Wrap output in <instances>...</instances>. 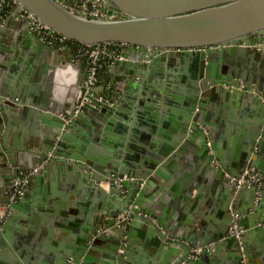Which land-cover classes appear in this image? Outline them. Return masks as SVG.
I'll return each mask as SVG.
<instances>
[{
    "label": "water",
    "instance_id": "obj_1",
    "mask_svg": "<svg viewBox=\"0 0 264 264\" xmlns=\"http://www.w3.org/2000/svg\"><path fill=\"white\" fill-rule=\"evenodd\" d=\"M18 1L14 13L22 23L31 26L21 14L27 8L39 21L66 37L64 43L47 44L33 32L28 34L38 43L33 46L37 61L43 65L41 69L47 73L44 76L48 78L55 69L63 70L61 64L70 67L73 62L80 63L82 76L78 92L74 85L76 91L70 98L62 95L56 96L57 101H38L28 89L22 92L25 79H16L12 67L16 60L24 61L26 47L34 41L23 40L25 45L19 55L14 52L18 51L15 45L21 42L20 35L16 36L18 39L13 35L12 41L4 39L8 46L0 45V135L9 133L1 124L3 119H15L18 110L19 114L26 111L32 117H42L46 124L53 119L55 124L43 134L42 144L34 143L37 145L31 151L36 156L32 162L26 161L28 145L23 149L0 147V191L5 195L0 218L16 219L17 205L26 196L13 194L9 187L15 166L27 169L41 166L35 175L72 156L86 165L80 185L92 179L96 183L88 195L84 191L78 193L81 208L74 218L75 245L70 241L72 244L61 245V253L52 250L54 264H130L139 244L136 237L153 255L150 260L133 264H214L210 253L217 255L221 246H226L228 260L222 258L217 264H257L256 247L264 240V186L239 183L234 177L239 178L245 168L264 171V0H87L88 4H97L107 11L108 16L103 18L88 17L69 8L81 0ZM107 41L123 43L125 48L122 52L110 49L107 56L99 53L101 62L109 65V72L124 75V82L112 80L109 84L115 90L117 103L82 102L88 94L85 79L89 53L84 50ZM66 44L69 46L63 48ZM217 54L223 63L214 61ZM173 80L180 82L173 87L174 91L169 87ZM171 94L180 99V107L172 117L174 133L167 145L146 151L136 147L139 155L134 159L129 153L114 152L96 163L88 151L86 154L72 147L69 152L63 150L70 146L69 131L80 127L97 130L101 125L107 129L108 114L112 111L121 114L126 128L129 119L141 116L143 110L148 112L146 121L153 122L160 116L156 103ZM138 96L141 98L136 103L132 99ZM15 98L19 103L14 102ZM142 99L148 101L144 103L148 108L140 107ZM233 101L239 109L250 112L253 119L247 123V129H238L234 149H230L220 142L223 139L226 144L229 135L221 132V123L216 126L213 112L206 105L221 107L229 114L228 105ZM45 107L49 110L42 111ZM61 113L65 118L59 116ZM161 124L168 126L164 120ZM182 140L193 146L194 163L199 166L198 172L194 170L195 176L200 175L199 180L213 190L217 215L214 227L206 228L201 223L192 229L189 217L171 222L149 198L145 199L150 187L162 186L164 167L183 150L181 147L175 151L174 146ZM88 165H94L102 174L90 173ZM112 173L126 178L120 181L121 186L103 188L102 183ZM4 222H0V264H22L17 252L23 256L26 249L34 247L40 252H34V256H40L39 261L44 257L45 250L28 245L26 238L4 243ZM179 223L184 228L178 230ZM206 245L209 247L205 248ZM93 253L98 254L96 259ZM259 256L264 259L263 254Z\"/></svg>",
    "mask_w": 264,
    "mask_h": 264
},
{
    "label": "crops",
    "instance_id": "obj_2",
    "mask_svg": "<svg viewBox=\"0 0 264 264\" xmlns=\"http://www.w3.org/2000/svg\"><path fill=\"white\" fill-rule=\"evenodd\" d=\"M14 12L15 9L8 12L1 22L0 29L2 28L3 32L0 33V45L8 46L9 43L8 41L5 42V40H11L13 35L14 38L20 35L18 38H22L21 42L15 45L18 51L14 52L15 55H19L20 52L23 51L22 46L25 45L23 40L30 39L34 41L33 44L29 43V46L26 47L27 50L24 61H20L19 63L16 60V62L12 64L16 73L15 78L24 77L25 79V83H22L21 87L22 92L28 89L38 101L41 99L45 102L54 99V101H57L56 96L60 97L62 95L70 98L74 91H76L73 86L77 85L76 93L81 86L79 84V80L82 76L80 63L73 62L70 64V67H67L66 64H61L63 70L55 69L53 74L46 78V71L41 69L43 68L42 63L37 61L35 57L36 50L33 45L38 43L34 36H28L30 32H33L37 36L38 34L31 26L22 23L20 16H17ZM18 38L16 37L15 39ZM38 39L41 40L39 36ZM68 46L69 45L66 44L63 48H67ZM110 48L118 52L125 50L124 47L122 48L120 45L115 46L113 44ZM74 51L75 49L70 51V53ZM134 54L137 53L135 52ZM105 56L107 55L105 54ZM214 61L223 63L218 54ZM153 74L157 75L158 73L156 74V72H154ZM112 80L123 81L124 75L116 76L112 74L109 72V65H107V63H102L98 79L93 85L92 90L95 94L107 95L113 102L111 105L117 103L114 98L115 90H112L109 86ZM179 83V81L173 80L169 87L174 91L173 87L177 86ZM108 87H110V89H108ZM24 92H26V90ZM173 95L174 94L169 95L168 98H161L158 103H156L159 107L157 111L160 116L156 119H152L153 122L148 123V121H146L147 118L145 115L148 112L143 110L144 113L141 116L135 117L133 115L129 119V127L126 128V122L123 117H120L121 114L112 111L111 114H108L110 116L107 129L103 128L101 125L97 130L80 127L69 131L70 137L68 140L70 146L63 147V150L69 152L72 147L80 151L82 149V152H86V154H89L87 153L88 151L95 157L94 160L96 163L99 161V158H106L114 152L121 155L129 153L134 159V157L139 155L136 147H140L146 151V149H153L152 147L167 145L169 141H172L171 139L174 133L172 117L173 115H177L174 114L177 113L175 109H179L180 107V99ZM140 98L141 96H138L136 99L132 100L138 103ZM141 101L143 103L140 105L141 108L146 109L149 107L144 104L148 103L146 99H142ZM14 102L19 103L16 98ZM41 102L39 104H41ZM163 105L166 107L163 108ZM228 106L229 114L226 111L224 112L221 107H219V109L214 107L211 108L210 105L207 104L206 108L213 112L216 126L218 123L222 124L223 129H221V132L223 131L222 133L229 135L226 144H224L223 139H220V142L224 147L228 146V148L234 149L233 143L237 138L236 132L238 129H247V123L250 119H253V115L251 116L250 112L245 109H239L234 101L229 103ZM154 109L155 108H152V110ZM48 110L49 109L45 107L42 111ZM207 113L208 112H206V114ZM62 115L63 113L59 116L63 117ZM162 116L164 119L161 118ZM162 120H164L168 126L162 127ZM240 120L242 122H240ZM1 124L6 128V132L9 133L4 137L0 135V147L4 148L5 146L12 149H14V147L15 149H23L28 145V149L30 150L27 153V162H32L34 160L33 156L34 158L36 156L32 153L33 151H31L37 145H34V143L39 142V144H42L40 142L44 141L43 134L47 132L48 128L51 129L50 125L55 126L53 119L52 122L47 121L46 124L45 119L42 117H32L26 111L19 114V110L15 119L11 117L3 119ZM141 136L145 139L142 140ZM124 137L125 139H123ZM121 142H123L124 145H121ZM185 143L182 140L174 144L176 148L175 151L181 147L183 150L170 161L169 165L164 167L166 175L161 177L163 180V183H161L162 186L160 187L159 184H157L155 187H150L145 199L149 198V202L155 205L160 212H163L165 218L171 222H173L172 219L182 222V219L189 217V219L193 221L192 229L195 227L197 228L201 223H203L206 228L208 226L214 227V221L217 215L212 200L213 190L208 184L205 185L204 182L199 180L200 175L195 176L194 170L198 172L199 166L197 163H194V149L192 145ZM119 148H122V150H119ZM262 157H264V154ZM17 158L19 159L20 157ZM64 161L66 162L59 160L54 164H50L44 169V173L33 174L31 176L26 191L23 192L26 196L19 201L17 209L15 210L17 218L12 221H10V218H7L4 222V226L6 227V229H3L5 237L2 241L4 243L7 242L10 244V239L13 241H24L23 238H26L28 245H38L42 247L43 252L45 250V255L40 261L38 260L40 256H34V252H36V254L40 253L35 247L33 250L26 249L23 256H20L19 252H17V256L22 264H54L52 250L58 249L57 251L60 252L59 248L66 242H73L75 245L74 222L77 221H75L74 218L79 216L78 210L81 208L78 193L80 191L86 192L87 195L91 193L96 179L91 178L92 180L89 179V182L86 180L81 186L80 181L84 178L83 171H85L83 168V165H85L83 160L69 156L65 157ZM215 163L219 166L217 160ZM88 166L87 171L90 169V173L99 172L102 174L101 170H96L94 165ZM102 185L103 188H108L104 182ZM4 198L5 195L3 191H0V205ZM176 228L180 230V228L182 229L184 227L179 223ZM206 232L208 231L206 230ZM198 237L200 238L201 236L199 235ZM136 238L139 244L135 243L136 253L131 257V262L133 261V263H136V261H141L142 259L150 260L153 251L150 248H143V245H140V237ZM184 242L188 243L187 240H184ZM14 243L16 244V242ZM208 247L209 245L205 246V248ZM201 248L204 247L202 246ZM256 248L259 251V255L263 254L264 256V240L258 243ZM217 253V255L210 253L211 261L214 264H217L222 258L228 260L226 246L219 247ZM92 255L94 259L98 257L96 253ZM259 255L254 257L255 261H257V264H264L263 257ZM205 264L211 263L206 262ZM220 264H222V262H220Z\"/></svg>",
    "mask_w": 264,
    "mask_h": 264
},
{
    "label": "built area",
    "instance_id": "obj_3",
    "mask_svg": "<svg viewBox=\"0 0 264 264\" xmlns=\"http://www.w3.org/2000/svg\"><path fill=\"white\" fill-rule=\"evenodd\" d=\"M62 1V0H61ZM76 2L77 0H67ZM10 8L11 10L16 9L19 7L18 0H0V22L3 21L5 16L11 10H4L5 8ZM23 8V7H22ZM69 8L77 13L82 15L92 17V18H103L107 17L108 13L105 9L99 7L97 4H88L87 0H81L77 5L69 6ZM22 16L26 18L31 27L36 31L39 38L49 44H61L65 42L66 37L61 34L60 32L56 31L54 28L49 26L48 24L41 22L38 20L37 16L27 8H23ZM115 46H123V43L114 42V41H107L97 43L95 45H89L85 48L84 51L89 53V60H88V67L86 71V79L85 84L88 88V94L84 96L82 102H89L93 105H97V103L105 102L112 104L113 102L110 100L109 97L103 94H95L93 92L92 87L98 79L99 72L102 68V63L99 57V53L103 52L106 55H109V50L111 49V45ZM65 117V115H62ZM41 166H36L35 168H24L21 166L14 167V177L9 183V187L13 190V194L15 193H23L27 188L31 176L34 174L38 168ZM125 177H117L115 174H112L107 181L104 183L107 187H111L114 184H119L121 186L120 181L123 180ZM239 183L244 182H255L259 186H264V171H257L251 168H245L239 178L234 177ZM125 192V189H123ZM10 212V211H9ZM8 215V212L7 214ZM5 219L0 218V222H4ZM2 227H0V232ZM200 250V248L198 249Z\"/></svg>",
    "mask_w": 264,
    "mask_h": 264
},
{
    "label": "trees",
    "instance_id": "obj_4",
    "mask_svg": "<svg viewBox=\"0 0 264 264\" xmlns=\"http://www.w3.org/2000/svg\"><path fill=\"white\" fill-rule=\"evenodd\" d=\"M4 10L6 11V10H11V9L8 7V8H5Z\"/></svg>",
    "mask_w": 264,
    "mask_h": 264
},
{
    "label": "flooded vegetation",
    "instance_id": "obj_5",
    "mask_svg": "<svg viewBox=\"0 0 264 264\" xmlns=\"http://www.w3.org/2000/svg\"><path fill=\"white\" fill-rule=\"evenodd\" d=\"M14 169V168H13ZM13 173H14V171H13Z\"/></svg>",
    "mask_w": 264,
    "mask_h": 264
}]
</instances>
